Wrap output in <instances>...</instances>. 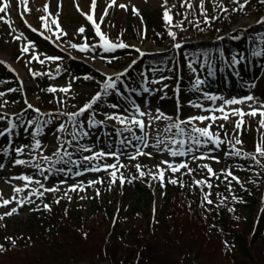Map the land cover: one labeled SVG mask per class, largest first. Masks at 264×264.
I'll use <instances>...</instances> for the list:
<instances>
[{
    "label": "rangeland",
    "instance_id": "374dc122",
    "mask_svg": "<svg viewBox=\"0 0 264 264\" xmlns=\"http://www.w3.org/2000/svg\"><path fill=\"white\" fill-rule=\"evenodd\" d=\"M261 0H115V4L112 5V0H96V7L93 11L91 9L92 0H25V2H21V0H0V7H4L5 4L8 5L5 12L0 13V61H4L13 69H18V75L21 79H23V86L25 87V101L32 105L33 108L39 109V113L43 111H48V109H52L57 111L58 109L66 112V113H75L76 110L83 107L87 100L91 97L94 91V86L89 81L86 82L83 80L79 85L72 84V76L73 71H65L62 74H59V71L62 70L63 62L59 59V57H55L53 55H45L42 58L43 63L41 61H37L36 64H31L30 60L33 61V57H36V49L37 47H44L42 43H36L35 40H28L25 37H29L30 34L24 30L20 20L22 17V13H24L34 24V26L38 27L39 29L43 30L46 34L57 37L60 33H66L67 37H70L74 41H82L84 40L81 35H78V29L85 28V34L90 29L92 30L93 23L87 19L88 15H93V18L97 24H99L100 30L104 33L107 37L114 41L115 43L123 42L128 43L129 45L133 46L134 50L130 49V54L122 53L119 56H115L116 59L112 62L115 66H109L104 64L101 67V52L103 49L98 48L97 46L90 47L91 54L90 57L92 60V65L94 66V70L98 73H102L104 75H112L113 73L120 72L124 69H129L130 66L136 67L137 63L141 64L140 54L143 51H161L168 47H171L176 43L178 40L182 38L191 39L198 35V32L201 30L200 24V17H204V19H209V12L216 13L223 11L227 15L228 19L233 16L235 20L231 25L232 28V38L234 40H238L241 32L240 28L243 26H247L250 23H253L256 20V7H259L261 4ZM243 4L244 7L241 9L239 8L240 5ZM112 5V6H110ZM119 5H125L124 8L119 7ZM189 5H191L189 7ZM45 6H47V11H45ZM79 6V11L77 9ZM238 8V9H237ZM227 9V11H224ZM237 9V10H235ZM168 11L169 16L171 17V22H166L164 19V13ZM236 12L233 15V12ZM107 12V15H105ZM234 12V13H235ZM85 13V14H82ZM143 13V16L142 14ZM147 15V16H146ZM146 17H151L154 23L163 25L167 23V26L171 27L172 33L175 34V38L172 37L171 40L163 39L161 43H156V41L152 38L151 33L147 30V21ZM41 17H45V20H41ZM103 18V19H101ZM57 20L59 22V29L56 28V25L52 23V20ZM185 20L186 23H191L193 19V23L191 27L187 25H183L181 20ZM12 21L17 29L16 33H12L10 31V23ZM87 22L91 25L89 27ZM212 22V19L210 20ZM45 23H47L48 28H45ZM131 27V30H128V27ZM88 27V28H87ZM94 28V26H93ZM50 29V30H49ZM21 32L23 34H21ZM55 33V34H54ZM145 33V34H144ZM96 34V33H95ZM221 34V33H219ZM19 37V39H17ZM95 38H100L96 35ZM80 41V42H81ZM27 47L29 52V56L24 55V52L21 50L22 48ZM34 49V50H32ZM137 49L140 51L138 52ZM116 50L111 52H104L106 57H110L109 53H115ZM73 53V52H72ZM75 54V53H74ZM239 57L235 58L236 61L234 62V66L238 69V77H241V72L238 67V63L243 60L247 61V63L253 62V77L243 80L238 86L239 89H232L231 85L224 84V86H219L218 90H211L214 88L207 85L201 84L199 85V90L195 87V81L197 78L201 80L200 73H203L204 66H203V59L201 58L197 63V57H189L190 62H193L195 65L192 66V79L193 82L191 83L189 80L180 79L179 87L180 91L179 94L175 95L174 92L171 93L170 86L176 84L174 72L169 68L159 65V66H151L149 69H142L140 70V74L142 76L141 88L134 82L129 83V85L134 86V89L137 91H141V97L139 100H133L134 103L131 106H121V108H113L110 105L105 109L102 114V119L105 123H111L115 126H118L115 121L113 120H105V114H119L128 116L130 113L135 112V106H138L141 111L150 112L152 116H156L158 113H162L164 116L171 117L172 120H176V116L174 112L180 111V115L178 117L179 120H187L189 117L198 116V115H209L210 112L207 111L208 109H214L223 104V100L227 99H243L248 95H252L255 98V103L252 101H248L243 105H231L225 106L226 110H231L232 108H242L243 111L248 112L250 111L249 105L253 107L259 108L261 104H264V62H262V66L257 70V63H255L256 55L248 56L245 55L243 52L237 54ZM29 60H28V59ZM53 58V59H49ZM8 60H12L14 65L8 62ZM25 60L28 63H25ZM96 60H100V62H96ZM135 61V63H133ZM250 61V62H248ZM222 67V65L220 66ZM105 69L111 68L113 72H106ZM64 71V70H63ZM149 71V72H147ZM145 76H149L146 78V86H144V79ZM70 81V83H68ZM157 81V82H154ZM60 85V89L66 88L70 86V91L67 93L59 91L58 89L56 92H50L48 89L55 88L56 86ZM221 87V88H220ZM224 87V88H223ZM147 88L148 91L145 92L144 89ZM13 86L6 82L3 78H1V69H0V93H3L0 96V123L3 122L6 118L7 113L15 112L19 109V105L12 102L10 100L9 95H11V91ZM142 89V90H141ZM223 89V90H222ZM188 90V94L187 93ZM191 92V96L189 93ZM112 93L121 94L117 90H109V94L102 96V98H109ZM207 93L209 95H215L217 97H222L223 100H216L211 101L205 99L204 94ZM57 94V98L56 95ZM183 96L187 97L183 99ZM67 97V99H65ZM21 99V98H20ZM81 99V100H80ZM126 100L129 101L128 98ZM81 102V103H80ZM193 103L202 104V108L193 107ZM176 110V111H175ZM29 113L27 112L26 115ZM217 116L220 115L219 112L215 113ZM51 116H55V121L61 119L62 114H50ZM92 117L89 113H84L82 116L76 118L77 122H82L83 125L88 126V119ZM145 123L149 122L148 117H143ZM239 119L238 117L232 116L227 121L229 132L231 135V139H234L237 135L238 137L240 131H250L252 136V142L249 141L247 144V150H255L256 148H252V144H254V139L257 141H261V135L264 133V129L260 128L259 119L260 117L257 116L255 118L245 116L244 117V125L243 127L237 131L232 126L233 122L236 123V120ZM25 127L26 135L25 142L26 145L20 143L19 140L14 139L9 151L6 150L2 151L3 154L9 156L12 152L13 155L18 156L16 149L23 148L28 149L30 152L26 154L29 157L26 161H32L34 164H39L40 168H36L30 165H16L15 159L14 161L10 162V158L7 160H0V196L3 199H11L13 196L16 197V200H26L30 198L33 202L27 203L25 202L22 207L18 206L16 201H13L11 204L7 206V208L0 207V214H3L6 211H10L11 208H17V212L11 216H5L3 220H0V231L4 234L8 233V230H12L11 227L13 224H17L20 220H23L27 215H29V211L35 210L36 208H43L45 209L44 205H55L54 203L63 204L64 198L72 196L76 201L83 205V207L87 206L88 203L86 201L88 194L85 196L82 194V191H87L88 187L92 189L94 192L97 189L101 190L102 195L105 193L104 196L99 197L97 195L96 200L102 203L106 195L109 196L111 199H114L115 196H119L123 191H121V187L126 190V193L123 195V201L130 200L133 196V186L134 180L136 178H150V175L147 173L151 172L152 174H157L158 170L156 165H160L162 169H167L166 164H161V161H168L172 164H179L181 162H186L188 166H193V168H198L202 172H206L207 169L203 168L202 165L209 164L210 162H206V160H194L192 157L193 155L200 156L202 154L208 155L211 157H215V159H224L226 154V149H228V142L221 136L222 128L219 127L220 123L218 120L212 127L213 132H217L220 135L221 140L225 141L221 146L209 152L208 149L212 148L213 145H208L207 147L200 146L198 151H194L187 156L184 157H172L169 155V152L165 149V144L168 145L169 148H176L179 149V145H170L169 141L173 137V133L176 132L175 129L171 133L165 132L164 129L172 122L169 120L161 119L159 121H153L151 123V127L146 129L147 132V140L149 147L144 148L141 141H137L135 136H144L145 133L141 132L138 128V131L128 136L130 139H133L135 143L132 147L126 149L123 154L126 155H133L136 152V148H141L142 151L151 153L150 156H139L137 159H125L119 165H124L125 167H119L117 171V180L115 183H112V177L109 175V172L112 169H108V171H85L87 168H91L94 166H98L101 169L104 168V162H110L109 158H103L105 161L101 160L102 158H98L91 162L84 161L83 158L78 160L79 164L73 163H66L64 166V173L66 175H60L59 177L54 172L44 171L41 174L42 167L46 164L42 157H44L47 153V149L44 151H40L39 149H35L34 141L35 139L41 138L40 142L43 144L42 148L48 146L51 143H56L58 137L60 140H72L71 132L67 134H63V132H55L54 134H50L49 136H45L43 134L40 138L34 135L36 130L37 124H39L40 120L35 113L28 117L25 116ZM163 121L168 123L167 126L161 129L157 123ZM31 122V123H30ZM200 127L206 126L209 122L205 121L204 123H200L199 121L194 122ZM232 123V124H231ZM46 127L45 125L41 124V128ZM182 127H186L182 125ZM191 126H187L186 130L190 129ZM40 128V130H41ZM119 127H115V130L118 132ZM92 133V131H91ZM249 133V132H248ZM40 134V133H39ZM108 134H112L110 131L102 130V138L108 136ZM15 135V133H14ZM20 137H23V134H19ZM48 139H47V138ZM111 137H108L109 140ZM161 139L164 141V144H161L159 148L154 147L157 143V139ZM223 138V139H222ZM179 139H185L187 141V137H179ZM227 139L230 140L228 136ZM80 143L92 149L91 152L82 151L85 155L90 156L93 153L97 152L98 148L94 147V143H91L89 137H84L79 139ZM242 141V139H241ZM73 143L75 141H72ZM106 147L110 144V142H105ZM191 142L188 141L185 147H188ZM243 143V141H242ZM75 144V143H74ZM104 146V142L102 143ZM195 148V146H193ZM252 148V149H251ZM120 149V148H119ZM110 153H113V150L109 148ZM100 151V150H99ZM98 151V152H99ZM42 152V157H37V160H33V157L37 154ZM253 152V151H252ZM258 155V154H257ZM259 156V155H258ZM85 157V156H83ZM112 157V156H110ZM120 159V157L118 156ZM213 159V160H215ZM264 157L260 156L259 163H262ZM110 160H114L117 162L115 157L110 158ZM257 160V159H256ZM256 160L251 159L250 162V173L247 172H240L238 173L236 169L230 168L231 165H226L225 168H228L231 171L232 175L235 176L237 179H245L250 177L253 173H257L258 163ZM102 162V163H101ZM113 164V163H110ZM139 164L141 166V170L146 173L144 177L139 176V172L137 171L136 165ZM46 166V165H45ZM209 166V165H208ZM262 166V164H261ZM217 167V168H216ZM223 168V165L215 164L213 172L215 173L214 176H218V172L215 170H220ZM70 169V171H69ZM183 170V169H182ZM188 171L187 169H185ZM77 171H81L82 175H75ZM245 171V170H243ZM227 171H225L226 173ZM104 174V178L101 180L100 183H93L89 185L90 181H99L96 176ZM123 175L125 178V182L123 184L120 183L119 177ZM34 175H42L44 178L42 179L41 184H43L44 188H56L57 191H48L44 192L42 197H37L36 195H30L32 189H39L43 191V188H40L35 181H38L37 177ZM20 176H29L32 177L33 183L29 184L28 188H25L23 192L16 193L14 192V188H24L25 181L17 179ZM47 177V178H45ZM228 178H232L231 176L227 178L221 177L223 182H226ZM148 180V179H147ZM157 184H160V180L157 178ZM131 181V182H128ZM155 182V180H154ZM73 186H79L76 191H70ZM103 187H106L107 190H103ZM83 189V190H80ZM120 191V192H119ZM160 199L157 198L154 201L153 205L158 204L160 206ZM70 200V199H69ZM62 206H67L66 204ZM52 208V206H51ZM50 208V209H51ZM244 211V210H243ZM246 215V211L242 213ZM6 221V225L4 222ZM6 227H9L7 232H5ZM111 264V263H110ZM183 264H189L187 260L184 261Z\"/></svg>",
    "mask_w": 264,
    "mask_h": 264
},
{
    "label": "trees",
    "instance_id": "16d2710c",
    "mask_svg": "<svg viewBox=\"0 0 264 264\" xmlns=\"http://www.w3.org/2000/svg\"><path fill=\"white\" fill-rule=\"evenodd\" d=\"M261 12L264 3L256 7L255 16ZM204 17L199 19L201 38L185 41L177 55L173 49L151 54L150 62L163 63L171 56V67H181L184 74L188 72L186 53L200 51L207 57L211 49L229 51L238 46L229 34L217 38L220 31L230 28L236 16L228 19L220 11L209 12V19ZM146 19L156 43L171 38L164 24ZM193 22L181 21L188 27ZM245 36L249 40L248 44L243 41L246 50L260 46L264 53V44L259 41H264V19L251 24ZM74 68L78 72L89 70L84 64ZM226 128L221 131L225 138L229 136ZM248 132L241 134L246 146L253 139ZM250 162L251 158H242L234 163L237 172L250 173ZM262 162L256 167L257 173L248 178L227 183L217 180L208 194L211 204L204 199L203 184L195 183L200 179L192 173L167 177L177 183L166 181L156 209L151 207V188L140 182H134L130 200L123 201L126 190L121 187L123 192L114 199L106 195L99 203L91 198L84 208L74 203L65 207L55 204L13 224L12 230L6 227V234L0 231V264H183L185 260L189 264H264V203L256 196L264 188V159ZM257 207L261 211L254 222ZM243 210L248 214L243 215Z\"/></svg>",
    "mask_w": 264,
    "mask_h": 264
},
{
    "label": "snow or ice",
    "instance_id": "6c2138e0",
    "mask_svg": "<svg viewBox=\"0 0 264 264\" xmlns=\"http://www.w3.org/2000/svg\"><path fill=\"white\" fill-rule=\"evenodd\" d=\"M21 2H25V0H21ZM238 2V0H237ZM262 3H264V0H261ZM115 4V0H112V5ZM110 5V6H112ZM191 5H189L190 7ZM8 5L5 4L4 7H0V13H3L6 11ZM96 7V0H92V5H91V9L94 11ZM119 7L124 8L125 5H119ZM244 7L243 4L240 5V8L242 9ZM78 11L79 6H77ZM45 11H47V6H45ZM224 11H227V9H224ZM85 14V13H82ZM87 16V19L93 23V26L95 28V33L96 35L100 38L101 44L100 47L104 49L105 52H111L117 48H128L129 45L123 43V42H119V43H114L112 41H110L108 39V37L101 32L99 24H97L93 18V15H88L85 14ZM105 15H107V12H105ZM103 19V18H101ZM164 19L166 22H171V17L168 14V11H165L164 13ZM41 20H45V17H41ZM52 23L56 25V28L59 29V22L57 20H52ZM45 28H48L47 23H45ZM29 27H31V25H29ZM33 31H36V29H32ZM50 30V29H49ZM78 31L80 33L84 32V28H80L78 29ZM55 34V33H54ZM66 35V33H63ZM169 35L172 36L173 38H175V34L172 32H169ZM17 39H19V37H17ZM45 39H48V37H45ZM57 39H59V36H57ZM71 47L73 48H77L79 47L80 51H86L88 50L89 46L87 44H84L82 46H77L75 44L71 45ZM175 47L179 48L180 45L177 44L175 45ZM23 52H27L28 48L24 47L21 49ZM137 51L139 52L140 50L137 49ZM254 55H260V53H253ZM141 55H143V53H141ZM34 59H37L36 57H34ZM49 59H53V58H49ZM234 62H238L235 60V57L233 58ZM109 63H111V61H108ZM0 63H3V61H0ZM41 63H43V61H41ZM133 63H135V61H133ZM189 67H191V65H189ZM127 71V70H126ZM211 75V72L209 73ZM124 75V73H120L117 74L115 79H113L112 76L108 75L106 77V80L101 84V91L98 92L94 97H92V99L86 103L83 107H81L77 112L75 113H68L66 115H68L69 121L72 122L73 124V131L71 132V136H72V140L67 141L66 143L71 146L72 141H77L79 142V139L87 137L89 135V133L87 131H83V123L82 122H77L76 118L82 116L84 113L89 112V110H93V106L97 104L98 101L101 100L102 96L108 95L109 94V90H117V81L120 80V77ZM157 82V81H154ZM204 81L200 80L199 78H197V80L195 81V87L197 90H199V85L203 84ZM10 91H14V90H10ZM48 91L50 92H56L57 89L55 88H50L48 89ZM59 91L67 93L70 91V86L60 89ZM145 92L148 91L147 88L144 89ZM3 93H0V96H2ZM205 99L211 100V101H216L218 99L223 100L222 97H217L215 95H209L207 93L204 94ZM248 101H252L253 103H255V98L252 95H248L243 99H227V100H223V104L217 108L214 109H208L207 111L210 112L209 115H198V116H193V117H189L187 120H179L178 118L176 120H172L171 117L168 116H164L162 113H158L156 116H152L150 112H145V111H141L140 108L138 106H135V112L134 113H130L128 116H124V115H119V114H105V120H113L115 121L117 124L123 126L122 129L120 130L121 134L124 131L127 132H132V126L138 128L141 132L145 133L144 136H135V139L137 141H141L143 144L144 148L149 147L148 143L146 142L147 140V132L146 129L151 127V123L153 121H159L161 119L164 120H169L172 121L165 129V132H172V129H175L176 132L173 133V137L172 139L169 141V144L171 145H179V149L176 148H169L167 144H165V149L169 152V155H171L172 157H184L189 155L190 153H193L194 151H198L200 146H204L207 147L209 144L213 145L212 148H209L208 151H214L216 149H218L221 144H223L225 141L221 140L219 133L217 132H213L211 129L213 127V125L216 123V121L218 120H222L227 122L230 117L235 116L238 117L239 119L236 120L235 123V130L237 131V133L239 132V130L243 127L245 121H244V117L245 116H249V117H257L259 116V125L261 129H264V104H261L259 108L253 107L252 105H249L250 111L245 112L243 111L242 108H232L230 111L226 110L225 106H231V105H243ZM193 107H197V108H202L203 105L199 104V103H193L192 105ZM29 108H32L31 104H28ZM111 107L113 108H117L118 105H111ZM36 111H39V109H36ZM219 112L220 115L217 116L215 113ZM143 117H148L149 118V122L145 123V120L143 119ZM196 121H199L200 123H204L205 121H208L209 123L204 126V127H200L198 126L196 123ZM31 123V122H30ZM46 123V122H45ZM88 127L92 128V127H96L100 124H103L104 121H96L94 119V117H89L88 119ZM182 125L185 126H191L190 129L186 130V127H182ZM13 127H15V125H13ZM220 128L224 127V124H220L219 125ZM40 128L41 125L37 124L36 126V130L34 132L35 136H38L40 133ZM58 131H65V125L61 124L59 126ZM5 133L4 132H0V136H3ZM176 137H187V141L185 139H177ZM235 142L232 143L229 141L231 148H232V152L230 154L232 155H241V151L239 149L235 148V145L238 144H242V141L238 138V135L234 138ZM190 141L191 143L189 144L188 147H185L186 143ZM121 143H123V141H121ZM130 143V141H129ZM161 144H164V141L161 139H157V143L156 145H154V147L159 148V146ZM195 146V148L193 147ZM35 149H39L41 147V142L39 139L35 140L34 146ZM63 150V151H61ZM80 150L82 151H87V152H91L92 149L89 147H85V146H81ZM17 153H22L24 151L23 148H19L16 149ZM259 155L261 157H264V133H262L261 135V141L260 143H258L256 145V154H248V153H243L244 156L246 157H250L253 160H256V155ZM54 155L57 157V160L52 162V167L42 170L41 174H43L44 171H48L51 172L53 168H55V164L57 163H73V164H79L78 161H73L71 160V156L72 153L67 151V148H65V143H61L60 146L58 147L56 153H54ZM150 156L151 153L148 152H144L141 150V148L137 147L136 148V152L131 155L129 157V159L135 160L137 159V157L139 156ZM105 156H112L115 157L117 160V163H113V164H108L105 165L103 169H101L98 166H94L91 168H87L85 169V171H93V172H98L101 170L104 171H108V169H112L111 172H109V175L112 177V183H115L117 180V171L118 169V165H119V158L117 153H105L103 151L100 152H95L93 153V155L90 156H85L83 157L84 161H88L91 162L93 160H96L98 158H102ZM64 157H68V160H65ZM45 161H49L50 158L49 157H42ZM194 160H203V159H215V157H211L208 155H200V156H196L193 155L192 157ZM36 158L33 157V160H35ZM257 163H259L258 160H256ZM15 164L16 165H30L36 168H40L39 164H34L32 161H26L23 159H17L15 160ZM161 164H166L167 165V169H162L160 167V165H156V168L158 170L157 174H152L151 172L147 173V175H150L152 177L153 180L155 179H159L161 181V183H163L164 180V174L165 171L167 170H171V172L176 173L178 171H180L181 169H188L187 174H191L192 169L188 167L187 162H181L179 164H172L168 161H161ZM0 167H3V165H0ZM119 167H125L124 165H119ZM203 168L207 169L208 173L211 175H215V173L213 172V169L208 166L207 164L202 165ZM137 171L139 172V176L140 177H144L146 175V173L144 171L141 170V166L139 164L136 165ZM57 172H61L64 171V169H55ZM70 171V169H69ZM83 173L81 171H77L75 173V175L79 176L82 175ZM231 176L233 180H237V178L235 176L232 175L231 171H228L225 173V178ZM47 178V177H45ZM17 179L23 180L25 181V185L24 188H14V192L16 193H20L23 192L25 188H28L29 184L33 183L32 177L29 176H20L17 177ZM120 183L123 184L125 182V178L123 177V175L121 174V176L119 177ZM131 182V181H128ZM170 183L172 184H176L177 180L176 179H170L169 180ZM239 182V181H237ZM36 184H38L40 186V188H43V191H40L39 189H32L30 195H36L38 198L42 197L44 195V192H48V191H57L58 189L56 188H44L43 184H41L40 181H35ZM93 183H100V181H90L89 185L93 184ZM195 183L197 185L200 184H205L207 183L206 181H195ZM209 188L211 187V184L207 185ZM79 186H73L70 191H76L77 188ZM83 190V189H80ZM204 199L205 201H207V203L211 204L212 201L210 199H208V194L204 195ZM13 201H16L17 205L22 207L23 204L25 202L27 203H32L33 201L30 198H27L26 200H16V197L13 196L11 199H3L2 196H0V207H4L7 208V206L9 204H11ZM59 201H57L58 203ZM44 207L46 209L49 208L48 205H44ZM50 210V209H49ZM17 212V208H11L10 211H6L3 214H0V220H3L5 218V216H11L14 213ZM10 239V238H9ZM14 243V241H13ZM0 249H2V245H0Z\"/></svg>",
    "mask_w": 264,
    "mask_h": 264
},
{
    "label": "bare ground",
    "instance_id": "6f19581e",
    "mask_svg": "<svg viewBox=\"0 0 264 264\" xmlns=\"http://www.w3.org/2000/svg\"><path fill=\"white\" fill-rule=\"evenodd\" d=\"M106 71H108V70L106 69Z\"/></svg>",
    "mask_w": 264,
    "mask_h": 264
}]
</instances>
